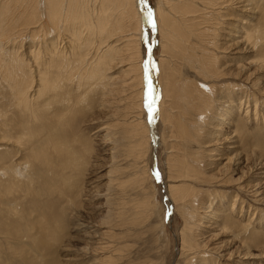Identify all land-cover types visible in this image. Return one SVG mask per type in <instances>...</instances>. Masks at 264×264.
I'll return each instance as SVG.
<instances>
[{
  "label": "rangeland",
  "instance_id": "obj_1",
  "mask_svg": "<svg viewBox=\"0 0 264 264\" xmlns=\"http://www.w3.org/2000/svg\"><path fill=\"white\" fill-rule=\"evenodd\" d=\"M31 1L24 0L17 5L22 4L21 9L29 2L35 5L36 0ZM157 3V0H144V6L152 13L145 22V35L141 33L138 37L141 52L140 58L135 60L142 65L139 71L144 75L138 77L141 83L135 80L137 85L132 89L133 82L129 80L136 71L128 67L133 61H125L127 57L121 53L126 49L125 35L133 29L125 33L118 31L116 36L123 38L117 43L116 60L107 66L109 80L104 76L98 93L88 94L86 98L65 79L59 94L52 92L39 102L37 96H32L37 88L34 87L30 90L33 107L17 106L14 101L17 78L11 79L13 71L6 72L0 66V264H184L180 250L183 217L177 207L183 201L173 198L181 194L177 192L181 187L186 188L183 191L186 203L182 206L189 203L193 207L201 206V194H205L213 212L219 213L218 225L222 230H227L228 225L239 227L236 239L233 234L213 238L220 231L204 234L211 240L212 247L222 250L228 240L236 243L252 231L257 239L262 238L258 235L262 233L263 241L257 247L264 248V177L260 179L258 175L264 171V92L258 93L264 90V46L262 55L251 57L250 62L254 63L249 66L250 81L235 80L241 87L234 94L249 93V101L244 98L241 114H230V123L220 125L225 129L233 126L234 117L237 124H243L236 127L234 123L232 131L240 139L238 143L237 138V148L249 161L237 165L236 161L227 159L218 166L221 170L230 168L234 178H244L249 186L257 184L262 193L263 202H260L250 192L238 189L234 182L219 183L221 174L217 167L207 173L205 169H195L198 166L195 162L202 163L201 158L210 160L206 155L211 152L208 149L224 145L214 135L218 119L224 114H218L217 120L211 119L212 111L222 103L215 102L207 108L203 102L194 103L196 112L205 115L204 124L200 125L201 120L197 122V119L201 115L189 117L179 100L174 105L166 104L161 111L160 99H154L156 91L140 90L145 89L142 82L147 71L159 73L161 69L164 43L151 15ZM254 5L260 8L262 30L264 0H255ZM37 10L38 6L32 13ZM32 27L24 29L21 38L17 36L19 32L12 35L6 52L13 60L17 56L30 63L34 80L40 82L34 62L29 58L33 56L31 50H37L42 43L37 39L40 33H30ZM263 32L264 29L261 34ZM253 46H256L255 38ZM64 49L61 53L70 57V45ZM165 67L170 69L169 64ZM193 71L192 88L199 89V85L205 83L204 86L211 85L210 80ZM32 75L27 73L25 77L32 81ZM26 84L25 80L23 86ZM253 98L258 101L256 109ZM241 99L231 101L225 109H231L232 104H239ZM151 101L155 110L153 116L147 104ZM229 130L227 132H231ZM222 132L221 136L225 134ZM171 162L180 164L179 170L173 171ZM187 163L191 172L189 177H184L181 175L187 170L182 165ZM259 164L262 167L257 166ZM204 180L214 183L209 184L213 190ZM206 231L204 228L203 232ZM255 244L254 237L247 243L253 254L258 253ZM234 249L236 246L232 247ZM218 258L216 264H230ZM234 259L241 261L237 256ZM257 262L264 264V259L242 260L243 264Z\"/></svg>",
  "mask_w": 264,
  "mask_h": 264
},
{
  "label": "bare ground",
  "instance_id": "obj_2",
  "mask_svg": "<svg viewBox=\"0 0 264 264\" xmlns=\"http://www.w3.org/2000/svg\"><path fill=\"white\" fill-rule=\"evenodd\" d=\"M21 1L24 2V0H2L0 3V66L6 72L13 71L14 76L11 79L17 78L14 87V101L17 106L33 107L34 102L30 99V90L34 87L37 88H34L33 92H35L32 96H37L39 102L51 96L52 92L56 95L59 94L65 79L74 84V89L79 92L82 98H86L88 94L96 91L98 93V86L102 83V80L104 81L103 77L108 74L107 66H111L116 60L117 43L123 38V36H116L119 30L125 33L127 30L133 29L125 35L126 49L122 52L123 54L121 53L122 56L127 57L125 61L129 59L133 61L129 64L128 69L134 68L136 71V75L131 76L132 79L129 80L133 82L130 84L131 89L137 85L134 84L135 80H139L138 77H143L144 74L139 71L142 69V65H138L140 63H136L135 60L140 58L141 52V40L138 37L146 31V27L144 28L146 20L143 21L142 11L145 12L146 17H150L149 13H152L149 7L144 6V0H141V2L140 0H36L35 5L29 2L23 9L20 7L22 4L17 5ZM157 1L156 8H153L154 14L151 15L155 18L160 37H162L164 43L161 69L159 73L151 71V69L149 73L147 71L145 80L142 79V83L145 82V89L141 88L140 90L145 92V90L153 89L151 93L156 91V94L154 93L156 98L152 97L157 101L160 99L161 111L166 108V104L174 105L179 100L180 106L183 109L185 108L189 117L201 115L197 119V122L201 120L200 125L204 124L203 118H205V115L196 112L193 108L194 103L197 101H199V104L203 102L205 108L215 102L222 103V106L212 111L213 117L211 119L213 121L217 120L218 114H224L218 119L219 126L216 125V131L214 132L216 140L224 145L221 148L215 146L213 149H208L211 152L206 155L210 157V160L201 158L204 165L200 166L202 163L195 162L198 165L195 169H205V173H207L209 169L218 168L219 164L227 159L236 161L237 165L238 163H246V160L249 161L248 156L242 155V151L237 148L240 139L232 131L234 123H236V127H242L243 124H237L234 117L231 122L233 126L230 125L225 129L224 126L220 125L223 123L225 126L227 123L229 124L228 117L231 115L241 114L242 105L245 103H243V99H249V93L240 94L238 92L239 94H234L241 87L235 80H249V66L254 63L250 62L251 57L262 55L264 32L261 34V31L264 28L261 27L262 30L260 29V8L254 5L255 0ZM37 6L39 11L32 13L34 10L36 11ZM33 24H36L35 27L31 26ZM30 27L33 29L31 28V32H27L40 33L37 35V39L42 43L37 50H31L33 56L29 58L34 62L36 78L40 76V82L35 79L37 81L35 86L30 63L19 59L17 56L13 60L6 52V50L9 51L6 47L7 42L10 41L8 39L18 32L17 36L21 38V32H25L24 29ZM113 36L118 38H116L117 42ZM254 38L256 46H253ZM258 39H261V41H258ZM105 43L107 44L105 45ZM69 45L71 48L70 57L61 53ZM104 46L109 47L104 48ZM229 54L232 56H228ZM178 59H181L182 64H179ZM166 64L170 65V69L165 67ZM29 67L30 69H28ZM130 70L127 71L130 72ZM193 70L199 75L201 74L206 80H210L211 85L204 86L205 83L199 85V89L196 86L192 88L195 80L190 79V76L194 72ZM27 73L32 75V81L25 77ZM108 77H106L107 80H109ZM25 80L27 84L23 86ZM139 81L137 82L141 83V80ZM263 92L264 90L258 91V93ZM238 98H242L239 104H232L231 109H225L227 104ZM195 99L197 100L195 101ZM253 99H255L253 103L256 109L258 101L256 98ZM82 102L83 99H80V103ZM153 102H147L152 116L155 111V102L154 104ZM232 110H234L233 113ZM246 111L248 113L250 109L248 108ZM0 115H2V111H0ZM229 129L231 132H227ZM200 131L204 132L202 128ZM222 131H225L223 136L220 133ZM237 138L239 139L238 143ZM212 156L216 157L211 158ZM179 166L180 164L174 165L171 162L173 171H175V168L179 170ZM182 166L187 172L181 176L189 177L191 168L188 163ZM257 166L262 167L260 164ZM216 170H220L218 173L221 174V178L218 179L219 183L228 185L234 182L237 184L238 189L250 192L256 200L263 202L260 199L262 193L257 184L249 186L244 178H234L228 167ZM228 173L230 175L225 176ZM258 175L261 176L260 179H263L264 171H261ZM179 177L180 175H178ZM203 182L213 190V187L209 184L214 183L207 180ZM185 189V187L178 189L177 192L181 194L178 197H173L174 201L186 203V195L183 192ZM208 193L210 195V192ZM201 198L203 199L200 202L201 206L193 207L191 203L186 206H182L183 204L177 206L179 210H182L180 214L183 217L182 246L180 250L181 256L185 260L183 261L184 264H216L220 260L218 257L227 260L230 264H243V259H264V248L259 250L257 247L263 241L261 232L258 233L259 236H262L261 239H257V234L254 236L251 231L236 241L240 245L230 239L226 240L227 245L222 250L212 247L211 240H207L204 234L210 231H220L213 238H219L222 234H228L231 237V234H233L236 239L239 227L227 224L228 229L222 230L218 225L220 221L219 213L213 212V208L208 205V197L205 194H201ZM212 202L213 200L210 201V204ZM221 216L224 218V222L227 223L223 213H221ZM204 228L207 229L206 232H203ZM252 237L255 239L258 252L255 254L252 253L251 247L247 245ZM205 240L207 241L203 244L202 242ZM235 246L236 249L232 250V247ZM234 256L239 257L241 261H235ZM257 263L262 264V262Z\"/></svg>",
  "mask_w": 264,
  "mask_h": 264
},
{
  "label": "water",
  "instance_id": "obj_3",
  "mask_svg": "<svg viewBox=\"0 0 264 264\" xmlns=\"http://www.w3.org/2000/svg\"><path fill=\"white\" fill-rule=\"evenodd\" d=\"M140 2H141V0H140ZM146 16H147V15L145 14V12L142 11L143 21H144V20H148ZM143 25H144V22H143ZM144 28H145V25H144ZM148 115L150 116V113H148Z\"/></svg>",
  "mask_w": 264,
  "mask_h": 264
}]
</instances>
